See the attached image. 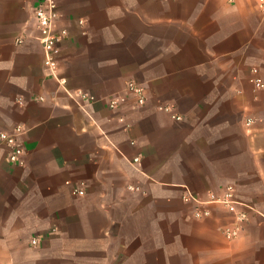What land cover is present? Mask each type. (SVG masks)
Here are the masks:
<instances>
[{"label": "crops", "instance_id": "obj_1", "mask_svg": "<svg viewBox=\"0 0 264 264\" xmlns=\"http://www.w3.org/2000/svg\"><path fill=\"white\" fill-rule=\"evenodd\" d=\"M36 2L0 0V132L24 128L23 165L0 142V264H264L258 0H57L56 78ZM227 185L253 208L232 239L225 206L182 199Z\"/></svg>", "mask_w": 264, "mask_h": 264}, {"label": "built area", "instance_id": "obj_2", "mask_svg": "<svg viewBox=\"0 0 264 264\" xmlns=\"http://www.w3.org/2000/svg\"><path fill=\"white\" fill-rule=\"evenodd\" d=\"M258 6L262 12H264V0H258ZM58 17L57 0H37L36 6L33 9V18L38 32L37 39L40 42L43 50V61L48 72L53 76L57 77V55H58V42L59 33L55 27V21ZM256 88L264 87V82L259 77H251L250 79ZM125 89L131 93L137 105L144 103L146 95L142 85L136 81L130 80L126 83ZM124 102V97L121 95H114L107 98V105L109 108H116ZM167 109V107H165ZM177 118H179L177 116ZM250 120L247 121L249 123ZM24 133V128L21 125H16L8 132H0V142L8 149V161L12 165H23L24 163V149L20 143V136ZM138 158H134L136 161ZM73 192L76 194H82V189L74 188ZM182 199L185 202L192 201L197 206H203L206 204L216 203L226 207V209L233 214L234 223L225 226L222 229L224 236L228 239L235 238L240 230L242 223L247 218V212L253 208L234 197V187L227 185L221 195L209 194V196L201 200L186 192L183 194ZM207 209L198 208L194 211V216L201 217L208 215ZM32 244H37V239L34 238L31 241Z\"/></svg>", "mask_w": 264, "mask_h": 264}]
</instances>
